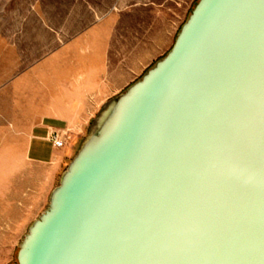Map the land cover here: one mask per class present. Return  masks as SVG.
<instances>
[{"label":"water","instance_id":"95a60500","mask_svg":"<svg viewBox=\"0 0 264 264\" xmlns=\"http://www.w3.org/2000/svg\"><path fill=\"white\" fill-rule=\"evenodd\" d=\"M16 264H264V0H198L93 119Z\"/></svg>","mask_w":264,"mask_h":264},{"label":"rangeland","instance_id":"374dc122","mask_svg":"<svg viewBox=\"0 0 264 264\" xmlns=\"http://www.w3.org/2000/svg\"><path fill=\"white\" fill-rule=\"evenodd\" d=\"M197 2L0 0V239L18 237L0 257L16 264L21 236L47 204L34 185L47 180L49 170L26 155L46 104L90 76L102 92L99 111L170 51Z\"/></svg>","mask_w":264,"mask_h":264},{"label":"crops","instance_id":"0c3cea01","mask_svg":"<svg viewBox=\"0 0 264 264\" xmlns=\"http://www.w3.org/2000/svg\"><path fill=\"white\" fill-rule=\"evenodd\" d=\"M94 80L97 82L96 78ZM78 83L76 85L72 83V87L62 88L46 104L43 111L38 115L29 134L30 139L26 151L28 160L34 164L46 167L49 170V178L34 185L36 197L39 196L41 201L46 200L47 203L49 194L58 185L60 176L65 170H63L64 165L70 157H74L75 143L83 135L86 137V132H88L90 127L89 122L93 121L106 104H103L100 110L97 111V107L102 102L103 97L102 92L98 90L100 89L99 85L97 83H91L90 76L86 77V85L81 84V82ZM50 129L66 133L63 147L56 148L50 141L45 139ZM57 177L58 180H55ZM24 234L25 232L21 236L19 243ZM17 238L16 234H12L11 237L3 236L0 239V249L11 247L16 243ZM0 264H10L8 256L0 257Z\"/></svg>","mask_w":264,"mask_h":264},{"label":"built area","instance_id":"2783aa9c","mask_svg":"<svg viewBox=\"0 0 264 264\" xmlns=\"http://www.w3.org/2000/svg\"><path fill=\"white\" fill-rule=\"evenodd\" d=\"M65 136H66L65 132L50 129L45 139L47 141H50L54 147L61 148L64 146V143H65L64 137Z\"/></svg>","mask_w":264,"mask_h":264}]
</instances>
